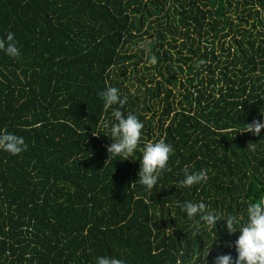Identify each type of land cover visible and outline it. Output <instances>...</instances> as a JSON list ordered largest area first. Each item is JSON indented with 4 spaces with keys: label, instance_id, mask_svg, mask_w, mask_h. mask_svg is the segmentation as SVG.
I'll list each match as a JSON object with an SVG mask.
<instances>
[{
    "label": "trees",
    "instance_id": "obj_1",
    "mask_svg": "<svg viewBox=\"0 0 264 264\" xmlns=\"http://www.w3.org/2000/svg\"><path fill=\"white\" fill-rule=\"evenodd\" d=\"M9 31L20 55L0 52V129L27 147L0 151V264L235 257L238 231L221 220L196 234L177 204L224 218L263 201L264 128L244 130L264 119V0H0V38ZM106 87L143 123L140 146L173 148L151 191L139 150L107 153L102 122L119 105L104 110ZM185 168L207 181L183 186Z\"/></svg>",
    "mask_w": 264,
    "mask_h": 264
},
{
    "label": "clouds",
    "instance_id": "obj_2",
    "mask_svg": "<svg viewBox=\"0 0 264 264\" xmlns=\"http://www.w3.org/2000/svg\"><path fill=\"white\" fill-rule=\"evenodd\" d=\"M140 47L143 48L144 45L141 44ZM0 52L10 58H16L20 55L14 34L11 31L0 38ZM151 62L155 63V58H152ZM198 63H203V61ZM118 91L116 87H106L99 93L105 111L112 105H119V107L111 110V123L102 122L103 127L108 129V134L105 136L111 138V143L107 146V153H111L113 156H121L123 157L121 160H125L129 157L132 158V154L139 150L138 182L146 191H151L156 186L162 172L168 170L167 163L173 148L164 139L148 140L140 146L141 130L144 125L133 113L124 114L120 111V107H123L126 101L118 95ZM261 115L264 116V112L261 111ZM262 128H264V119L259 122L253 120L247 124L244 131L257 135ZM26 147L23 137L8 132L6 129H0V151L9 155H17ZM207 178L204 169L189 172L185 168L183 169L181 184L185 187H191L206 182ZM134 182L131 183L133 186ZM177 206L189 220H194L192 231L196 234L200 233L198 227L200 222L215 227L217 222L221 220L224 221L229 234L239 232L236 239L227 245L234 248L235 257L230 253H219L209 262L205 258L206 254L202 257L197 256V260H202L203 264H264V201L250 203L246 209V216L243 217L229 214L221 218L215 212H206L203 203L185 201L178 203ZM197 217L198 220L195 219ZM208 251L209 248L207 253ZM95 264H124V262L114 257L97 256Z\"/></svg>",
    "mask_w": 264,
    "mask_h": 264
},
{
    "label": "rangeland",
    "instance_id": "obj_3",
    "mask_svg": "<svg viewBox=\"0 0 264 264\" xmlns=\"http://www.w3.org/2000/svg\"><path fill=\"white\" fill-rule=\"evenodd\" d=\"M235 16V15H234ZM233 16V17H234ZM143 42H140V44H142ZM143 49L146 51L147 50V47L146 46H144L143 47ZM152 58H155L154 56H152ZM152 60V59H151ZM147 65H150V64H152V65H154V64H156V59H155V63H152L151 61L149 62V63H146ZM140 67V66H139ZM151 69V68H150ZM152 70H154V69H152ZM155 71V70H154ZM148 72H150V70H148ZM155 73H156V71H155ZM134 76H139V73H137V74H135ZM131 77L130 79H129V81L131 82V85H132V87L130 88L131 90H136V89H138L137 87H139V85L140 84H138V81L136 80V78L137 77ZM177 76L180 78V79H182V78H184L185 77V73L182 75V74H177ZM128 77H130V75H128ZM158 77V76H157ZM158 79V78H157ZM171 86V88L174 90V92H175V94H177L179 91H180V89H179V86L178 85H176V87L175 88H173V86L172 85H170ZM142 89H143V86H142V88H141V91H142ZM178 91V92H177ZM263 201H264V198H263Z\"/></svg>",
    "mask_w": 264,
    "mask_h": 264
}]
</instances>
